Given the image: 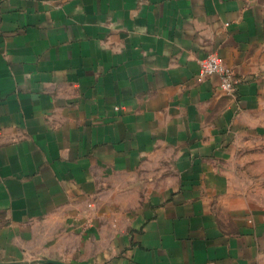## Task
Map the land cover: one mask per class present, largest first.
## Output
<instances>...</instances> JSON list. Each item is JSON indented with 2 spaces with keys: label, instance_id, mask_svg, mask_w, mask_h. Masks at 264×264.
Masks as SVG:
<instances>
[{
  "label": "crops",
  "instance_id": "obj_1",
  "mask_svg": "<svg viewBox=\"0 0 264 264\" xmlns=\"http://www.w3.org/2000/svg\"><path fill=\"white\" fill-rule=\"evenodd\" d=\"M260 167L264 0H0V264H264Z\"/></svg>",
  "mask_w": 264,
  "mask_h": 264
},
{
  "label": "built area",
  "instance_id": "obj_2",
  "mask_svg": "<svg viewBox=\"0 0 264 264\" xmlns=\"http://www.w3.org/2000/svg\"><path fill=\"white\" fill-rule=\"evenodd\" d=\"M210 76L218 77L220 92L228 95L235 90L237 80L234 70L226 65L223 59L216 54L207 55L198 62L196 79L201 81Z\"/></svg>",
  "mask_w": 264,
  "mask_h": 264
},
{
  "label": "water",
  "instance_id": "obj_3",
  "mask_svg": "<svg viewBox=\"0 0 264 264\" xmlns=\"http://www.w3.org/2000/svg\"><path fill=\"white\" fill-rule=\"evenodd\" d=\"M47 263H50V264H63V263H60L58 261H46Z\"/></svg>",
  "mask_w": 264,
  "mask_h": 264
},
{
  "label": "rangeland",
  "instance_id": "obj_4",
  "mask_svg": "<svg viewBox=\"0 0 264 264\" xmlns=\"http://www.w3.org/2000/svg\"><path fill=\"white\" fill-rule=\"evenodd\" d=\"M259 170H260V171H261V170H264V167H262V168L260 167V169H259Z\"/></svg>",
  "mask_w": 264,
  "mask_h": 264
}]
</instances>
